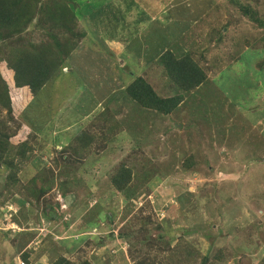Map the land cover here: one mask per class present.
Segmentation results:
<instances>
[{
    "label": "rangeland",
    "instance_id": "obj_1",
    "mask_svg": "<svg viewBox=\"0 0 264 264\" xmlns=\"http://www.w3.org/2000/svg\"><path fill=\"white\" fill-rule=\"evenodd\" d=\"M159 1L150 0V4L156 2V9ZM250 1L238 2L244 5ZM261 1L257 3L263 10ZM147 4L145 17L154 13V6L147 8ZM188 6H194L195 11H202V6L203 9L209 7L208 20H216L212 26L225 34L220 39L222 47L217 51L227 53L228 57L219 63L215 55L208 58V74L215 75L216 70H220L207 83L209 86L203 84L189 93L183 106L174 111L173 118L180 130L176 125L171 129L167 127L174 121L168 124V116L165 118L154 111L148 113L129 99L119 101L124 86L150 65L151 47L137 38V32L147 24L145 17L136 30L132 26L138 16L126 18L123 13L129 11L124 8H121V17L114 14L96 20L94 15L85 18L86 23L84 18L80 20L86 36L66 61L64 74L57 77L53 88L47 89L51 94H43L50 97L51 115L44 118L47 113L42 111V121L49 119L43 129L48 126L69 129L75 120L78 124L83 122L84 129L96 135L87 154L72 160L74 170L71 172L76 181L71 188L79 199L74 203L76 198L72 196L68 205L62 201L65 206L62 209L63 197L54 179L44 200H51L46 209L56 207L54 200L60 203V207L54 209L58 226L48 224L39 211L32 221L13 223L11 212L16 211L15 200L21 197L18 194L10 198L9 189L24 190L33 171L26 175L31 163L19 164L20 184L16 189L7 188L5 179L10 171L3 166L0 169V230L10 234L8 239L0 241V264L23 263L19 256L25 248L30 247L35 253L46 250L44 239L48 235H52L57 247L35 254L32 264H51L58 256L76 262L88 260L91 264H141L145 258L158 264L171 254L179 258L177 264H200L203 257L216 264H256L261 260L264 255V68L258 67L259 49L243 47L239 52L235 46L237 51L234 52L240 53L236 57L231 53L230 44L251 43L256 37L260 39L262 32L252 31L254 24L245 20L231 0H194ZM181 9L183 13L187 11L183 6ZM185 24L165 20L166 49L173 46L170 40L176 41L185 35V50L195 49L200 44L198 35H203L201 31L208 28L207 24L186 31L182 27ZM150 25L156 28L161 24ZM238 31L243 36H239ZM47 35L35 32L32 39H45ZM205 35L214 38L210 30ZM118 39L124 50L108 45V40ZM232 55L236 61H231ZM152 68L150 82L158 94L175 95V87L161 67ZM1 72L3 80L7 81V70L3 67ZM93 103L96 108L92 107ZM107 104L120 121L115 141H107L106 137L111 135L108 136L100 122L89 125ZM3 109L5 115L6 109ZM87 109L91 111L86 116ZM27 132L32 133V130L23 125L22 131L11 141L17 144L25 140ZM32 135L36 145L34 157L28 160L43 159L46 163L39 162V166L45 164V168L53 169L62 145L41 140V133ZM58 138L68 140L69 136L63 134ZM192 151L194 166L186 168L185 162ZM119 169L130 174L129 186L133 192L130 200L110 184ZM68 188L65 186L64 190L69 191ZM36 230L38 234L29 240L30 244L16 253L8 240L14 243L15 235L20 232Z\"/></svg>",
    "mask_w": 264,
    "mask_h": 264
},
{
    "label": "trees",
    "instance_id": "obj_2",
    "mask_svg": "<svg viewBox=\"0 0 264 264\" xmlns=\"http://www.w3.org/2000/svg\"><path fill=\"white\" fill-rule=\"evenodd\" d=\"M147 1L148 4L146 0H0V169L4 166V168L10 171L6 175V187H14V189L20 184L19 179H17V174L21 171L19 164L30 162L31 166L35 169L30 167V172L28 171L26 173L27 175L33 171V175L28 180L24 190L15 191L9 189L8 194L10 198L14 199L18 194L21 197L15 200L16 211H10L12 213L10 217L11 222L20 224L21 222L23 223L29 220L32 221L39 211V215L49 221L48 224H51L53 227L58 226L59 223L57 221L55 222L57 215L54 209H58L60 203L54 200L56 207L51 206L49 207L50 209H46V204L51 202V200H44V197H46L45 194L49 193L52 189L50 185L54 182V179H56V183L60 186L59 188L57 185L61 197L64 198L67 195H72L76 198L74 203L78 202L79 197L71 188L72 184L76 181V177L71 172V170H74L72 160L73 157L79 159L87 154L96 135L84 129L83 124H81L83 122L78 124L75 120L69 129H62L56 126H48L43 129L49 119H43L42 121V111H46L47 113H44V118L51 115L52 112L49 110L51 105L50 97L48 98L43 94L44 92L49 95L51 94V91L47 89L53 88V85L58 81L57 77L64 74L63 69L66 67V61L70 58L73 50L79 46L82 38L86 36L85 30L80 23V20L83 18L82 16L86 15V17L89 16L92 18L96 15V20L102 17L108 18L114 16V14L121 17V8H124L129 11L128 13H123L126 18L132 19L135 18V15L138 16V21L135 24L137 26L141 24V19L147 16V12L145 11L146 4L147 8H151L150 0ZM165 1L167 2L165 5L170 3V0ZM238 1L231 0L232 3L237 4L243 16H245V20L254 24L256 30L253 29L252 31L262 33L260 39L256 37V41H252L251 43L245 39L244 41L246 42L243 45L238 43H236L237 45L230 44L232 49L231 53L239 57L238 53L243 47H248L251 50L259 49L260 53L257 55L260 56V63H258V67L264 68V9L261 10L259 8L257 0H251L250 3L244 5ZM261 2H264V0ZM181 6L187 10L183 14L193 12L188 9L186 4H181ZM219 6L220 4L217 7ZM78 7H81L82 10H78ZM201 10L203 11L205 8L203 9L202 6ZM202 11H197V13L200 14ZM210 15L203 16L192 25L194 30L200 27L201 24L206 23L208 26L204 31H201L202 36L200 34L198 35V37L200 36V44L195 49H184V42H186L185 35L179 40H170L173 44L172 48L165 49L157 61L155 63L152 62L153 66L157 67L158 65L161 67L165 77L174 85L176 90L175 95L160 97L148 82V73H146L141 76H136L124 86L119 101L121 99L125 101L129 99L138 107L164 115L165 118L168 116V124L170 120H174V111L183 106L182 104L185 102L186 96L189 93H194L201 86H209L207 83L220 70H216L215 75L208 74L210 69L208 60L215 55V61L218 60L219 63L228 57L227 53L217 51L222 47L220 39L225 34L219 31L217 27L214 28L212 26L216 23V20L213 22L209 21L208 18ZM188 17L186 20L183 18L177 20L165 18V20L168 23L170 21L181 22L188 21L190 19ZM117 22H120V19ZM127 26H129V23ZM207 30H210L214 38L205 35ZM231 30H234L233 27H231ZM40 31L48 34L46 38L32 39V35ZM237 33H240V31ZM239 36H243L242 33ZM102 45L104 44L102 43ZM235 46L238 48V53L234 52L237 51ZM213 50L217 52L211 54ZM234 55H232L233 58L231 61H236L237 58ZM223 64H226V62ZM3 67L7 70L8 82L4 81L3 76H1ZM212 70L211 68V72ZM122 76L121 74L120 81ZM59 82L62 83V81ZM68 82L65 84H69L71 87V84ZM66 85H62V88L66 87ZM117 87L119 86L117 85ZM18 98L21 101H18ZM29 100H31L30 103L25 105L23 109L18 108L21 104ZM2 106L6 109L5 115L3 114L4 109ZM108 106L107 104L101 112L95 114L94 117L92 116V123L90 122L89 125L100 122L105 132L109 133L108 136L111 135L110 137H106L107 141H115L119 135L117 133L119 132L120 121L114 117V114ZM92 107L96 108L97 105L93 103ZM90 111H86V116L90 114ZM195 111H197V108L194 109ZM176 124L174 120L167 127L171 129ZM23 125L32 130V133L27 132L25 134V140L23 139L17 144L13 143L14 141L12 142L11 140L17 136L19 131H22ZM180 126H184V124ZM33 131L41 133V140H51L53 144L59 143L62 145L53 162V169L45 168V164L40 167L39 162H42L43 159L28 160V157H34L32 153L35 149L36 139L32 135L34 134ZM63 134H67L69 139H57L58 136ZM31 135L32 142L29 143L28 139ZM193 157L190 156L186 160V168L194 166L192 162L194 160ZM64 177H68L67 181L61 180ZM130 183L131 177L129 172L120 169L110 179L112 188L124 195L126 200H130L133 195L132 188L129 186ZM65 186L69 187V191L64 190ZM26 204L28 205L27 207L25 206ZM66 211H62L59 218ZM20 233L18 236L15 235L14 243L11 242V239L8 240L16 253L28 246L30 244L29 240H32L38 234V231H22ZM9 234L1 232L0 230V241L2 242L8 239ZM46 237L47 239H44L48 246L46 250L41 249V251L35 253L36 251L34 252L29 247L21 252L22 254L19 258L23 264H32V259L35 261L38 253L49 252L50 248L57 247L52 239V235ZM46 244L44 245L46 246ZM178 259V257L175 258L174 254H171V257H167L166 261L162 260L158 264H177L180 263ZM260 259L259 264H264V255ZM142 262L141 264H155L154 260L150 258H145ZM51 264L91 263L88 260L80 262L69 261L63 256H58ZM200 264L216 263L203 257Z\"/></svg>",
    "mask_w": 264,
    "mask_h": 264
},
{
    "label": "crops",
    "instance_id": "obj_3",
    "mask_svg": "<svg viewBox=\"0 0 264 264\" xmlns=\"http://www.w3.org/2000/svg\"><path fill=\"white\" fill-rule=\"evenodd\" d=\"M193 1L194 0H170V3L165 5L167 2L165 0H160L159 4L157 3V5H156V9L154 6L156 4V2L151 3V7L153 8V6H154V11H153L154 13L151 14L152 16L145 18L147 21V24H145V26H143L141 32H137V38L139 39V41L148 43V45H150L151 51H152L150 56H149L150 65L146 69H141L138 72L139 73L138 76L144 75V73L145 74L148 73L147 76H148V82L150 83V85H152L150 82V79H153V73L152 72H154L153 68H152V66H153L152 62L155 63L156 60L154 58L158 59V57L161 55V53L166 49L165 48V18L177 20V19H181V18L184 19V18H187L189 16L188 18H190V19H188V21H181L183 23H187V24L182 26L186 31L189 28L193 27L192 25L195 24L200 18L209 14V10H210L209 7L205 8V10H203L202 13L198 14L197 11H195L194 6H188V3L193 2ZM157 2H158V0H157ZM206 2H208V1H206ZM181 4H186L188 6V9L190 11H193V12H188V14L187 13L183 14V10L181 9ZM208 5L210 6L209 2H208ZM179 8L181 9L180 11H179ZM82 17L84 19L85 18L87 19L86 15L82 16ZM86 19H85V23L87 22ZM153 22H159L161 25H156V28H155L153 25H150V23H153ZM141 24H142V22H141ZM132 29L136 30V26L133 25ZM113 44L115 46H117L116 48H118V49H123V50L125 49V47L122 45L121 40H119V39L115 40V41H109L108 42V45L113 46ZM153 88H154V86H153ZM156 93L158 94L157 91H156ZM159 96L164 97L162 95H159ZM147 112L149 113L152 111H147ZM176 129L180 130L181 128L179 126H177ZM189 156H194V151H192V153H190Z\"/></svg>",
    "mask_w": 264,
    "mask_h": 264
},
{
    "label": "clouds",
    "instance_id": "obj_4",
    "mask_svg": "<svg viewBox=\"0 0 264 264\" xmlns=\"http://www.w3.org/2000/svg\"><path fill=\"white\" fill-rule=\"evenodd\" d=\"M82 25V24H81ZM31 101V100H30ZM30 101L28 102H25V104L23 105V107L25 106V105H28L29 103H30ZM23 107L21 108V109H23ZM145 111H148V110H145ZM61 196V195H60ZM70 198H72V195H67V196H65L64 198H62V200H61V202L63 201L64 203H65V205H68L69 204V201H70ZM62 202V204H61V208L63 209V208H65V206H64V203ZM68 207V206H67ZM10 212V211H9ZM19 263L20 264H23V263H21L20 261H19ZM260 263V261L258 260L257 262H256V264H259Z\"/></svg>",
    "mask_w": 264,
    "mask_h": 264
}]
</instances>
